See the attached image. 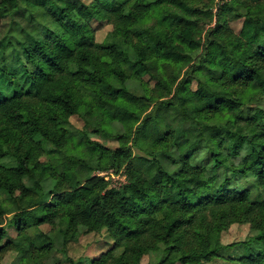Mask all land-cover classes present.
I'll list each match as a JSON object with an SVG mask.
<instances>
[{"label":"trees","instance_id":"trees-1","mask_svg":"<svg viewBox=\"0 0 264 264\" xmlns=\"http://www.w3.org/2000/svg\"><path fill=\"white\" fill-rule=\"evenodd\" d=\"M200 13L187 0H0V260L82 264L67 244L105 230L112 247L89 264H203L236 247L235 264H264V0L225 1L204 38ZM92 20L112 28L101 43ZM75 116L118 123V148ZM93 169L127 182L108 188ZM233 224L251 235L223 246Z\"/></svg>","mask_w":264,"mask_h":264},{"label":"rangeland","instance_id":"rangeland-1","mask_svg":"<svg viewBox=\"0 0 264 264\" xmlns=\"http://www.w3.org/2000/svg\"><path fill=\"white\" fill-rule=\"evenodd\" d=\"M84 3L88 4L91 0H82ZM225 1L228 0H187V2L192 6L193 9L198 10L200 13V17L197 19L198 27L201 34V38H204V34L211 30L215 26L216 17L215 14L219 12L220 5H222ZM227 25L233 31V33L238 34L241 26L242 19H231L229 16ZM195 20V19H193ZM3 24V26H2ZM4 22H0V32L5 30ZM90 27L94 31V38L97 43L103 42L106 37L111 33V26L106 22H99L92 20L90 22ZM200 51L195 52L197 56ZM143 81L148 82L150 79L149 76H143ZM136 89V87H134ZM195 89V85L191 86V90ZM70 125L74 130L78 132L84 131L87 133L90 141L96 142L101 146L114 150L118 148L117 142L114 138L122 133L121 126L114 122L111 123L104 129H101L98 125H93L90 123L89 118H83L80 116H75L70 119ZM132 154L134 156L141 155L137 150L133 149ZM244 154V150L239 152L238 158H234L235 162H238L240 158H242ZM87 162L90 163L92 168H95V165H92V162L88 159ZM98 178L102 179L106 182L108 188H119L122 184L127 182V176L124 170L116 171L115 169H109L106 171H95L94 169L89 173V179ZM89 181V180H88ZM87 180H81V184H86ZM49 189L46 188L45 192ZM58 190L60 192H65L70 190V187L67 183L59 186ZM44 232H47L49 228L42 227ZM9 238H14L16 232L13 228L7 227L6 229ZM251 235L250 225L249 224H233L230 225L225 231L221 232L219 240L223 246H230L234 244H240L248 240ZM113 241L109 237L108 233L105 230H101L100 232H92L81 234L78 236L76 240L69 242L67 244L66 257L71 262L76 263L78 261H83L82 264H89L91 260L97 259L100 254L106 252L112 247ZM242 254V250L239 247L226 249L222 251L219 257L215 258L211 262H202L203 264H235L236 261ZM58 258H60V264H69L66 259L60 257L56 254ZM156 261V256L149 255L145 256L141 260V264L154 263ZM42 264H53V259H43L41 261ZM0 264H20L16 254L14 252L8 253L4 258L0 260Z\"/></svg>","mask_w":264,"mask_h":264}]
</instances>
